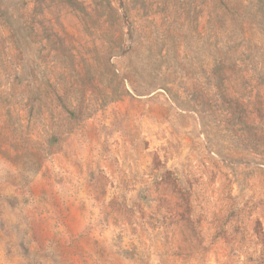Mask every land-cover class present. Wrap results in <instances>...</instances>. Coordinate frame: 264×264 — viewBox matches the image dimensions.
Instances as JSON below:
<instances>
[{"label": "rangeland", "instance_id": "1", "mask_svg": "<svg viewBox=\"0 0 264 264\" xmlns=\"http://www.w3.org/2000/svg\"><path fill=\"white\" fill-rule=\"evenodd\" d=\"M0 264H264V0H0Z\"/></svg>", "mask_w": 264, "mask_h": 264}]
</instances>
